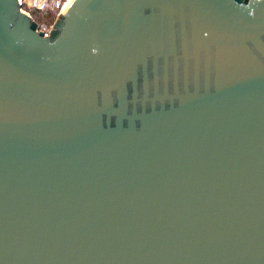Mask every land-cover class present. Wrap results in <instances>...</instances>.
<instances>
[{"label": "water", "instance_id": "95a60500", "mask_svg": "<svg viewBox=\"0 0 264 264\" xmlns=\"http://www.w3.org/2000/svg\"><path fill=\"white\" fill-rule=\"evenodd\" d=\"M0 264H264V0H0Z\"/></svg>", "mask_w": 264, "mask_h": 264}, {"label": "rangeland", "instance_id": "374dc122", "mask_svg": "<svg viewBox=\"0 0 264 264\" xmlns=\"http://www.w3.org/2000/svg\"><path fill=\"white\" fill-rule=\"evenodd\" d=\"M65 3H67L69 0H63ZM32 4L30 6H27L24 8L27 12L31 14L33 18H35L39 24H43L45 26L53 25V22L55 21L57 17V8L52 7V0H31ZM40 3V4H39ZM41 5V6H37ZM66 5V4H64ZM41 8V12L38 14L35 12V8Z\"/></svg>", "mask_w": 264, "mask_h": 264}, {"label": "built area", "instance_id": "2783aa9c", "mask_svg": "<svg viewBox=\"0 0 264 264\" xmlns=\"http://www.w3.org/2000/svg\"><path fill=\"white\" fill-rule=\"evenodd\" d=\"M19 1L22 4L23 8L30 6L32 4L31 0H19ZM64 4H65V2L63 0H52V7H56L58 13L62 10V8L64 7ZM41 5L37 4V6H41ZM51 27H52V25H50L48 27V26H45L43 24H39V29L42 30L45 34L49 33Z\"/></svg>", "mask_w": 264, "mask_h": 264}, {"label": "trees", "instance_id": "16d2710c", "mask_svg": "<svg viewBox=\"0 0 264 264\" xmlns=\"http://www.w3.org/2000/svg\"><path fill=\"white\" fill-rule=\"evenodd\" d=\"M35 12L39 14L41 12V8L39 7L35 8Z\"/></svg>", "mask_w": 264, "mask_h": 264}, {"label": "bare ground", "instance_id": "6f19581e", "mask_svg": "<svg viewBox=\"0 0 264 264\" xmlns=\"http://www.w3.org/2000/svg\"><path fill=\"white\" fill-rule=\"evenodd\" d=\"M69 1H70V0H69ZM69 1H68L67 3H65V4L67 5V4L69 3ZM66 5H64V7H65ZM64 7H63V8H64Z\"/></svg>", "mask_w": 264, "mask_h": 264}, {"label": "crops", "instance_id": "0c3cea01", "mask_svg": "<svg viewBox=\"0 0 264 264\" xmlns=\"http://www.w3.org/2000/svg\"><path fill=\"white\" fill-rule=\"evenodd\" d=\"M41 1V3H42V1H44V0H40ZM40 4V3H39Z\"/></svg>", "mask_w": 264, "mask_h": 264}]
</instances>
